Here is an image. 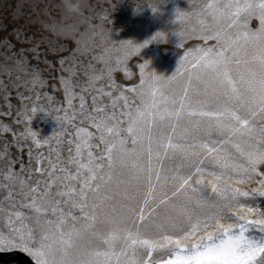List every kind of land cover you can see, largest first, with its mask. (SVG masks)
Masks as SVG:
<instances>
[{
  "label": "rangeland",
  "instance_id": "rangeland-1",
  "mask_svg": "<svg viewBox=\"0 0 264 264\" xmlns=\"http://www.w3.org/2000/svg\"><path fill=\"white\" fill-rule=\"evenodd\" d=\"M262 2L0 0V235L16 241L13 249L0 252V264H36L31 253L41 242L51 246L41 257L49 264L63 259L70 264L88 259L95 264H137L139 257L130 242L119 239L109 247L92 235L109 232L110 225L101 221L113 206L119 216L127 218L124 226L133 233L138 229L142 239L164 244L151 258L144 257L148 264L171 259L175 253L161 237L171 235L175 240L177 234L156 224L174 215L172 206L178 209L188 197L196 207L201 189L213 196V184L220 189L227 186L229 195L232 191L241 194L227 210L233 219L222 223L233 224L237 230L244 223L248 237L259 240L264 236L259 226L247 223L264 222V163L252 172L242 171L250 152L264 150V115L257 104L256 115L249 116L247 105L250 96L255 95L258 101L259 85L256 81L251 84L255 91L245 94L241 107L226 89H216L218 100L197 95L194 79L202 72L196 65L209 50L213 54L224 51L233 61L241 62L229 65L238 89L241 81L237 73L244 72L247 78L254 72L258 79L264 45L245 39L242 17L247 13L238 11L237 5ZM260 27L257 11L248 17L247 29L255 32ZM157 31L167 34L166 43H151ZM140 43L146 45L142 50L130 46ZM185 88L186 108L178 120L138 116L153 103L161 112L165 107L179 109ZM209 91L211 94L212 89ZM225 108L242 118L247 116L248 130L243 134L221 132L215 128V117L188 115L189 109L222 112ZM134 119L138 121L135 125ZM169 138L173 147L165 154L161 144L166 147ZM201 143L207 149L201 148ZM190 144L196 147L187 148ZM149 155L154 188L145 203L148 173L145 171V178L138 183L127 181L133 163L146 169ZM218 162L228 167L221 169ZM177 170L191 174L192 180L190 187L173 197L174 183L165 184L164 177L170 178ZM220 171L223 177L217 180L213 173ZM93 174L96 179L90 180ZM196 180L201 183L197 185ZM97 185L99 190L92 191ZM165 196L171 199L160 203ZM100 197L110 199L101 202ZM93 204H102L103 210L96 209L95 227L78 238L73 230L90 223L85 213L93 214ZM81 205H86L83 211ZM141 208L143 222L139 220ZM212 232L211 227L198 230L181 246L206 242ZM70 233L72 246L67 247L60 241H67Z\"/></svg>",
  "mask_w": 264,
  "mask_h": 264
},
{
  "label": "snow or ice",
  "instance_id": "snow-or-ice-1",
  "mask_svg": "<svg viewBox=\"0 0 264 264\" xmlns=\"http://www.w3.org/2000/svg\"><path fill=\"white\" fill-rule=\"evenodd\" d=\"M237 8L238 11L243 10L247 13L245 17H242L245 27V39L260 41V43L264 45V2L260 4H245L243 6L237 5ZM257 11L259 14L261 27L258 28L255 32L248 31L247 19ZM137 50H139V48H137ZM233 62H235L237 65L241 63L238 60L233 61L232 59H230L224 51L215 52V54L212 53V50L205 52L201 57V63L196 65V67L202 68V72L196 74V76L194 77V79L197 81L196 94L200 95L201 93H203V95L209 97L210 99L218 100V96H215L216 89H226L229 98L239 103L241 107H244L245 94L247 92L255 91L251 87V84L256 81L259 85V99L257 101V97L255 95L248 97V115H256L255 106L257 104L260 108V113L264 115V47H262L261 49V67L258 79L257 74L254 72L248 73L247 78L244 72L237 73L241 81L240 89L235 86V81L229 67V65ZM204 76H207L208 78L204 79ZM192 81L193 76L190 74L189 84H191ZM210 88L212 89L211 94L209 91ZM187 97L188 89L185 88L184 95L181 96L179 100V109L165 107L161 112L159 108H157L156 104L153 103V105L149 107L148 111H142L138 113V116L141 118H158L160 120H164L166 118L171 119L175 117L178 120L181 114L185 111V100L187 99ZM168 103L169 101L165 100V104L167 105ZM171 103L174 105L176 101L173 100L171 101ZM151 108H156V112H152ZM188 115L215 117L217 121L215 124V128L218 131H228L233 134H243L248 130V126L250 123L247 116L242 118L241 116L236 114L235 110L229 108H225L222 112H209L203 110L197 112L195 110L189 109ZM226 121H235L237 125L243 124L244 127L237 128L233 124L227 123ZM137 122L138 121L134 119L132 121V124L135 125ZM97 127H100V125H97ZM107 130L109 132L113 131L112 128H108ZM128 131L132 132L133 127L130 126ZM173 131H175L174 126ZM261 134L264 135V129L261 130ZM136 142V140H133V143ZM120 143L121 151L125 152L126 149L123 148L124 141H121ZM161 147L165 148V154H167V148L173 147L171 138H169L166 147L163 144H161ZM175 147L180 146L177 145ZM186 147L194 148L196 147V145L190 144ZM200 147L207 149V145L204 143H201ZM208 151L212 150L208 149ZM217 152H219L218 149ZM109 161V167H111V149H109ZM260 163H264V150L250 152L248 154L247 166L242 169V171L252 172ZM121 164L125 167L127 166L123 160L121 161ZM218 167L223 169L225 167H228V165L220 164L218 162ZM233 167L239 166L233 165ZM132 168L134 169V171L130 174L129 180L127 181L128 183H138L141 179L145 178L143 176V173L145 171L148 173L147 183L149 185V192L146 193L145 196V203H147L148 197L150 196L151 191L154 188L151 180V176L153 173V168L151 165V155H149L148 167L146 169L143 166L139 165L138 162H134ZM196 171L199 172L200 169L197 168ZM155 175L157 181H159L161 179L160 173L156 172ZM213 175L217 180H220L223 177V172H214ZM108 178L111 179V176H109ZM95 179L96 177L94 174L90 176V180ZM103 179L104 177L101 176V180ZM191 180V174H183L180 173L179 170L173 173L170 178L167 176L164 177L165 184L169 183L170 181L174 183L175 190L172 194L173 197H177L181 194L182 190L190 187L189 182ZM195 183L199 185L201 181L196 180ZM99 188L100 185H97L95 189H92V191L96 192L99 190ZM192 191H196V189H192ZM229 191L230 190L227 186H225L224 189H220L215 184H213V196H209L201 189V194L196 199V207L191 206V197L186 198V200L179 205L178 209L176 205L172 206L175 214L165 216L164 222L156 224V227L159 229H164L165 231L171 229L177 234V238L175 240L172 239L171 235H164L161 237V241H167L168 245L171 246V251L174 252L175 255L171 259L157 261V264H264V256L261 255L264 254V236H262L259 240L248 237L246 235V227L244 223L239 224L238 230L233 226V224L222 223V221L233 219V214L227 210L235 206V204L238 202V196L241 195L237 191H232L231 195H229ZM213 197H215V199ZM106 199L110 198L100 197L101 202ZM170 199L171 198L165 196V199L161 200L160 203L163 204L165 203V201H168ZM84 207H86V205H81L82 211ZM97 208H101V210H103L102 204L92 205L93 214L91 216L85 213V219L89 220L90 223L86 224L82 229H74L73 232L75 233L76 237L79 238L83 233H87L90 228L95 227L94 222L97 220V216L95 215ZM36 211L39 212L40 209L36 208ZM262 215H264V213H262ZM126 219V217L119 216L116 208L113 206L106 214L105 219L101 221L102 223H107L108 225H110L109 232L105 235L97 231L92 233V235L95 236L96 239L102 240L103 243L107 244L109 247L112 246L114 241L119 239H124L125 242H130V244L134 247V255L139 257L137 264H148V261H145L144 257L147 256L151 258L156 248H164V244L160 241L150 242L148 239H142L138 229L135 233H133L131 229L124 226V221ZM139 220L141 222L145 220L143 208L139 210ZM240 220H244V217L241 216ZM247 223L249 225L255 224L259 226L261 232H264V222H261L259 220H249L247 221ZM209 227L213 228V232L208 233L206 242L202 241L200 244H193L190 247L181 246L183 241L187 240L189 236H194L198 230H206ZM47 239V236L43 237L44 241H46ZM71 239L72 233L69 234V239L67 241L62 239L60 243L66 244L67 247H71ZM15 245V240L10 237L6 238L0 235V252L11 250L15 247ZM137 245H139L140 247H136ZM50 247V245L41 242L40 248L36 252L31 253L36 257V264H49L46 259H42L41 257L45 256L44 249ZM24 250H28L27 247H25ZM63 255L66 257L67 253L64 252ZM95 255H99V253H96ZM59 264H70V261H68L67 259H63L59 262ZM81 264H95V262L91 259H88L81 261Z\"/></svg>",
  "mask_w": 264,
  "mask_h": 264
},
{
  "label": "clouds",
  "instance_id": "clouds-1",
  "mask_svg": "<svg viewBox=\"0 0 264 264\" xmlns=\"http://www.w3.org/2000/svg\"><path fill=\"white\" fill-rule=\"evenodd\" d=\"M157 33H160L159 35H157ZM157 33H154L153 36L150 38L151 43L153 42H161V43H166V36L167 34L164 33V31H157ZM133 48H139L140 50H142L144 47H146V45L144 43H140V44H135V45H130Z\"/></svg>",
  "mask_w": 264,
  "mask_h": 264
}]
</instances>
